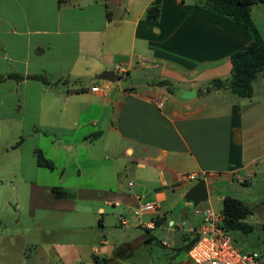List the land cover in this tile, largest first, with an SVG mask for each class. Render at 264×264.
<instances>
[{
    "label": "crops",
    "instance_id": "obj_1",
    "mask_svg": "<svg viewBox=\"0 0 264 264\" xmlns=\"http://www.w3.org/2000/svg\"><path fill=\"white\" fill-rule=\"evenodd\" d=\"M153 2L0 0V123L8 154L0 183L28 186L27 209L33 218L41 215L8 235L0 255L12 263L193 264L186 245L205 211L220 212L223 197L232 195L229 188L216 193L215 183L245 184L264 168V72L249 99L226 88L198 92L210 79L229 76L230 54L249 43L248 29L199 0H159L157 18L149 20ZM263 12V4L251 6L262 40ZM103 70L118 80L97 79ZM121 75L133 79L124 85ZM162 79L170 85L155 83ZM26 139L30 162H12L10 153ZM36 149L52 166L37 164ZM189 174L195 177L183 178ZM199 179L208 197L193 206L183 196ZM52 187L73 195L57 197ZM79 202L97 203L101 226V203L118 209L113 228L124 234L112 242L103 232L94 240L54 241L52 257L32 260L39 232L74 233L73 223L50 215L78 211ZM143 202L156 204L157 212L135 214ZM260 229V243L248 239L251 230L236 231L240 241L228 233L240 250L249 243L262 252L264 215Z\"/></svg>",
    "mask_w": 264,
    "mask_h": 264
},
{
    "label": "rangeland",
    "instance_id": "obj_2",
    "mask_svg": "<svg viewBox=\"0 0 264 264\" xmlns=\"http://www.w3.org/2000/svg\"><path fill=\"white\" fill-rule=\"evenodd\" d=\"M263 4L264 2L258 1L257 4ZM264 17V12L262 13ZM259 29L262 33V37L264 39V26L260 23ZM264 41V40H263ZM133 79V76L129 77L120 76L119 82L122 84H128ZM259 82H262V79H258ZM264 89V88H262ZM188 92V91H185ZM4 125L0 123V164L3 163L4 159L7 161L8 154L4 152L2 145L6 141L4 136ZM32 146V142L29 139H26L22 145V147L18 151L11 152L10 159L12 162L21 163L23 165L28 164L30 162V148ZM0 174H3V171L0 168ZM197 180H193L195 183ZM229 188V193L235 196L238 199H241L251 209L250 215L247 216V220L256 224L255 228L247 233V237L249 240L259 242L263 233L260 229V223L263 222L264 210L257 209L258 205H262L264 203V168L258 172L256 178L251 179L248 183L238 184L235 183L233 186H227L222 181L215 183L216 193L219 191H223L224 189ZM28 197H29V187L21 182L19 185L10 186L5 183H0V237L3 241L0 243V250L8 244L9 234L13 233L16 229H21L25 225H31L33 220L36 217L40 218L39 210L36 211L35 216L29 213L27 209L28 205ZM101 203V202H100ZM213 203H216L213 201ZM95 202H79L78 203V211L72 212L69 211L68 214H61L62 216L51 214V220L56 222H61L63 219L67 224L69 222L74 224V233L72 234L70 231H52L48 235H44L42 233H38L36 239L39 244L37 249L34 251L33 249L29 251L32 260L38 257L39 255H48L49 258L54 254L52 242L54 241H62L64 239H69L71 237L76 240L86 241V240H94L100 237V235H96V232H103L109 241H113L115 236H119L120 234H124V230L115 227V213L118 209H114L112 205L102 204L104 207V214L102 215V226L99 225L98 219L101 217V212L96 211ZM84 205V206H83ZM88 207V208H86ZM215 212V211H214ZM28 213V215H26ZM54 229V228H52ZM55 230V229H54ZM36 232V231H35ZM234 240L240 241V236L237 232H231ZM120 237V236H119ZM46 239V242L43 240ZM114 240V242L118 241ZM42 241V242H41ZM42 243V244H40ZM260 243V242H259ZM159 250H165L164 247H158ZM260 246H252L249 243H245V248L241 250V252H245L246 249H255L253 251H259L258 248ZM251 251V250H250ZM9 255H0V264H14L11 262Z\"/></svg>",
    "mask_w": 264,
    "mask_h": 264
},
{
    "label": "trees",
    "instance_id": "obj_3",
    "mask_svg": "<svg viewBox=\"0 0 264 264\" xmlns=\"http://www.w3.org/2000/svg\"><path fill=\"white\" fill-rule=\"evenodd\" d=\"M66 0H58V4ZM200 5L206 10L217 14L231 21L243 24L251 35V40L242 49L235 50L230 54V74L227 78H212L206 85L198 89V92H206L211 89L226 88L228 91L241 98H251L253 95V81L257 76L264 72V42L260 37L252 17L250 15L251 6L258 1L264 0H199ZM190 9L193 5H187ZM159 12V0L154 2L146 9L145 16L149 20H155ZM5 76L0 75V80ZM7 77L20 78L17 74H8ZM44 83L48 80L42 76H31ZM156 84H168L170 80H157ZM90 136H94L91 134ZM89 136V137H90ZM36 162L39 165L52 166L49 159L43 157L39 149L35 150ZM57 197L72 196L70 190L52 187ZM221 214L223 218L220 226L228 232L242 231L247 233L252 230V225L245 222V218L251 213L250 207L232 195H225L221 202ZM197 237L186 245L187 249L194 243ZM259 252V251H258ZM264 255V251L260 252Z\"/></svg>",
    "mask_w": 264,
    "mask_h": 264
},
{
    "label": "built area",
    "instance_id": "obj_4",
    "mask_svg": "<svg viewBox=\"0 0 264 264\" xmlns=\"http://www.w3.org/2000/svg\"><path fill=\"white\" fill-rule=\"evenodd\" d=\"M97 90V86L91 87ZM195 174L183 176L193 179ZM142 212H157V205L150 202L141 203L135 214ZM223 215L207 209L204 213V223L195 230L197 238L187 249V256L193 264H264V257L258 251L241 250L235 245L232 236L220 226ZM166 244V242H163Z\"/></svg>",
    "mask_w": 264,
    "mask_h": 264
},
{
    "label": "water",
    "instance_id": "obj_5",
    "mask_svg": "<svg viewBox=\"0 0 264 264\" xmlns=\"http://www.w3.org/2000/svg\"><path fill=\"white\" fill-rule=\"evenodd\" d=\"M96 78L114 82L118 80L119 75L113 70H103L96 75ZM207 197V187L203 179L197 180L192 186H190V188H188L183 196V198L186 201L191 202L193 206L206 200Z\"/></svg>",
    "mask_w": 264,
    "mask_h": 264
}]
</instances>
